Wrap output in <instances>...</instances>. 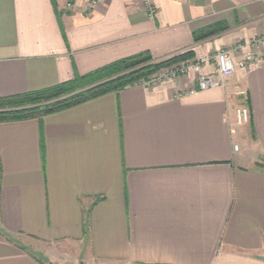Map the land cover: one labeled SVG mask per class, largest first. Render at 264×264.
<instances>
[{"label":"crops","instance_id":"1","mask_svg":"<svg viewBox=\"0 0 264 264\" xmlns=\"http://www.w3.org/2000/svg\"><path fill=\"white\" fill-rule=\"evenodd\" d=\"M68 1L0 0V98L144 52L262 47L264 0ZM195 76L1 122L0 264H264V61Z\"/></svg>","mask_w":264,"mask_h":264},{"label":"trees","instance_id":"2","mask_svg":"<svg viewBox=\"0 0 264 264\" xmlns=\"http://www.w3.org/2000/svg\"><path fill=\"white\" fill-rule=\"evenodd\" d=\"M214 32L215 30L208 29L195 34L194 42ZM189 59H194V56L192 51L187 49L170 61ZM167 60L156 59L144 52L119 59L87 74L42 90L0 98V123L34 118L40 121L47 114L134 85L139 80H145L164 67ZM39 103L41 104L35 105Z\"/></svg>","mask_w":264,"mask_h":264},{"label":"built area","instance_id":"3","mask_svg":"<svg viewBox=\"0 0 264 264\" xmlns=\"http://www.w3.org/2000/svg\"><path fill=\"white\" fill-rule=\"evenodd\" d=\"M150 14L155 12L154 8L149 2L146 3ZM67 8L72 7V2L69 0L66 4ZM252 46H262L258 50H248L242 54L240 60L237 63L234 61L233 53L236 48L231 50L222 49L213 54L201 56L197 59L184 61L179 65L169 69L166 72L158 75L155 78L147 80H139L134 85L138 86H150L162 80H173L179 76L186 75L190 72L196 74L195 82L197 86H193L189 89V92L196 90H208L212 88L223 87L227 84L229 78L233 75L236 65L241 68H249L253 64H257L264 61V37L256 39L251 42ZM212 62L215 66L212 72H203L202 65ZM235 93L239 96L246 94V90L241 86H235ZM249 120V110L245 105H240L235 108V122L237 124H243ZM238 149V145L234 144V150Z\"/></svg>","mask_w":264,"mask_h":264},{"label":"rangeland","instance_id":"4","mask_svg":"<svg viewBox=\"0 0 264 264\" xmlns=\"http://www.w3.org/2000/svg\"><path fill=\"white\" fill-rule=\"evenodd\" d=\"M182 52H183V51H181V52H175V53H172V54L168 55L167 57L163 58L164 60H165V59H166V60L168 59L166 65H165L164 67L158 69L155 73H153V74H151L150 76H148L147 79L155 78V77H157L158 75L162 74L163 72H166V71H168L169 69H171V68H173V67L179 65L180 63L184 62L183 60H182V61H179V60H172V61H170L171 58L176 57L178 54H180V53H182ZM189 60H192V59H189ZM189 60H187V61H189ZM147 79H145V80H147ZM40 104H41V103H39V104H35V105H40ZM119 264H123V263H119Z\"/></svg>","mask_w":264,"mask_h":264},{"label":"water","instance_id":"5","mask_svg":"<svg viewBox=\"0 0 264 264\" xmlns=\"http://www.w3.org/2000/svg\"><path fill=\"white\" fill-rule=\"evenodd\" d=\"M80 264H82V263H80Z\"/></svg>","mask_w":264,"mask_h":264}]
</instances>
